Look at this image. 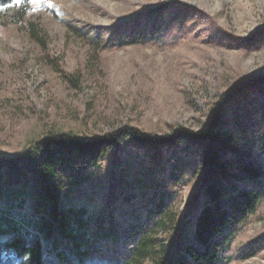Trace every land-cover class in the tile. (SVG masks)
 Returning a JSON list of instances; mask_svg holds the SVG:
<instances>
[{"label": "rangeland", "instance_id": "obj_1", "mask_svg": "<svg viewBox=\"0 0 264 264\" xmlns=\"http://www.w3.org/2000/svg\"><path fill=\"white\" fill-rule=\"evenodd\" d=\"M263 78L264 0H14L0 6V164L24 167L30 146L52 132L83 139L131 125L164 136L180 126L195 135L222 96L247 83L249 91L225 105L224 126L245 133L243 147L263 164L264 86L253 84ZM196 151L189 140L122 142L67 189L65 204L86 210L91 232L104 214L129 246L159 202L183 217L194 205ZM33 182L23 196L29 214ZM236 228L223 251L227 264H264V200ZM249 247L257 253L242 257ZM102 250L83 264H108Z\"/></svg>", "mask_w": 264, "mask_h": 264}, {"label": "trees", "instance_id": "obj_2", "mask_svg": "<svg viewBox=\"0 0 264 264\" xmlns=\"http://www.w3.org/2000/svg\"><path fill=\"white\" fill-rule=\"evenodd\" d=\"M13 1L0 0V6ZM31 35L36 36L34 29ZM140 35L136 32L121 39L132 42ZM68 78L78 83L77 78ZM261 80L253 84L263 89L264 78ZM251 86L243 84L222 96L207 126L195 135L180 126H171L164 136L131 125L83 139L52 132L30 146L22 157L24 167L14 166V161L6 168L0 164V202L6 210L0 212V264H83L102 249L110 252L108 264H227L225 245L264 200V163L246 152L245 133L224 126L225 105ZM184 140L194 143L200 162L193 169L201 171L200 192L184 217L174 205L159 202L149 209L148 223L137 225L132 235L128 233L132 243L123 246L104 214L91 232L84 220L86 210L66 206L67 189L80 186L109 148L131 141L153 146ZM31 180L37 193L31 198L29 214L23 211L27 202L23 196ZM122 186L120 182L117 188ZM256 253V247H249L241 256Z\"/></svg>", "mask_w": 264, "mask_h": 264}, {"label": "snow or ice", "instance_id": "obj_3", "mask_svg": "<svg viewBox=\"0 0 264 264\" xmlns=\"http://www.w3.org/2000/svg\"><path fill=\"white\" fill-rule=\"evenodd\" d=\"M28 2L35 4V3H38L39 0H28ZM16 3L17 4L21 3V0H16Z\"/></svg>", "mask_w": 264, "mask_h": 264}, {"label": "bare ground", "instance_id": "obj_4", "mask_svg": "<svg viewBox=\"0 0 264 264\" xmlns=\"http://www.w3.org/2000/svg\"><path fill=\"white\" fill-rule=\"evenodd\" d=\"M239 2H240V0H239V1H238V0H235V3H236V4H239ZM244 13H245V12H244ZM230 16H231V15H230Z\"/></svg>", "mask_w": 264, "mask_h": 264}]
</instances>
